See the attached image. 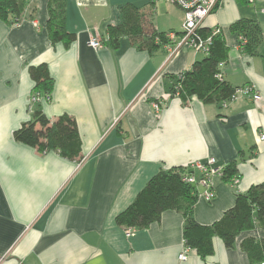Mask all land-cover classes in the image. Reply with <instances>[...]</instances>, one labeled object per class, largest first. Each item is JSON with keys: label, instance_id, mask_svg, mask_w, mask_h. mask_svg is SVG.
Wrapping results in <instances>:
<instances>
[{"label": "crops", "instance_id": "crops-1", "mask_svg": "<svg viewBox=\"0 0 264 264\" xmlns=\"http://www.w3.org/2000/svg\"><path fill=\"white\" fill-rule=\"evenodd\" d=\"M66 2L65 27L75 33L68 48L47 37V0H31L17 25L0 20V264H251L239 244L264 240V229L240 233L230 248L213 237L210 256L190 250L180 261V213L165 211L128 238L114 218L159 170L209 157L221 170L235 161L237 183L213 177L209 201L197 195L201 186L195 188L192 218L201 225L218 220L236 194L264 181V0H220L200 26L217 31L228 49L219 67L223 80L260 95L253 101L237 93L224 104L194 96L184 103L169 94L176 76L202 54L182 47L169 56L164 45L148 52L126 37L117 48L109 45L106 27L120 23L119 9L146 10L148 0ZM241 19L260 28L253 53L230 30ZM182 21L171 4L159 16L154 0L148 22L157 32L178 35ZM91 39L101 47L92 48ZM41 63L53 89L48 100L32 101L28 67ZM36 108L50 120L66 114L75 121L80 162L13 139Z\"/></svg>", "mask_w": 264, "mask_h": 264}, {"label": "trees", "instance_id": "trees-1", "mask_svg": "<svg viewBox=\"0 0 264 264\" xmlns=\"http://www.w3.org/2000/svg\"><path fill=\"white\" fill-rule=\"evenodd\" d=\"M30 1L0 0V20L17 25ZM148 1L146 10L131 4L119 9L120 23L106 27L108 42L112 48H117L123 37L137 49L148 52L168 43L165 33L157 32L148 22L154 0ZM66 3V0H47L45 22L50 43H61L64 48H68L75 40V33L68 32L65 27ZM34 12L35 8L31 9L30 18H33ZM230 30L245 40L244 49L249 53H253L261 41L260 28L251 20H238L230 26ZM210 33L205 28L197 30V34L202 37ZM227 58L228 49L222 36L217 33L212 37L208 53L195 61L189 70L176 76L169 94L172 97L177 96L184 103L193 96L205 104L229 99L236 88L230 86L222 77H217L220 74V65ZM28 74L33 81L32 95L38 94L48 100L53 89V80L47 65L41 63L29 66ZM13 139L39 153L55 151L61 157L77 163L82 159L81 141L75 121L66 114L50 120L40 108H36L29 120L13 132ZM186 168L172 167L155 173L133 201L115 216V224L123 229L142 230L157 222L163 212L176 211L184 219L183 244L201 259L213 253V237H218L225 247L230 248L240 233L254 228L264 229V181L251 186L245 193L236 194L233 206L218 220L209 225H201L192 218V208L196 201L194 188L182 182ZM236 174L235 161L222 169V178L225 181L232 180ZM239 247L251 264H264V240L246 238L240 242Z\"/></svg>", "mask_w": 264, "mask_h": 264}, {"label": "built area", "instance_id": "built-area-1", "mask_svg": "<svg viewBox=\"0 0 264 264\" xmlns=\"http://www.w3.org/2000/svg\"><path fill=\"white\" fill-rule=\"evenodd\" d=\"M167 3L178 7L183 13V21L181 30L178 35L166 34L165 38L170 39L169 43L164 44V48L169 52V56L176 53L180 48L186 47L196 53L206 55L209 51V46L212 37L217 34V31H212L208 36L202 37L197 34L204 18L217 6L220 0H165ZM248 3H254L256 0H246ZM173 40V41H171ZM240 43H245L244 39L239 37ZM89 45L92 48H100L101 44L96 39H91ZM180 77V76H179ZM221 78V74L217 75ZM240 93L250 97L253 101L260 100V95L255 91L252 86H244L236 89L234 94L229 98L234 99L236 94ZM32 101L44 100L38 94L32 95ZM226 101V100H225ZM223 101V104L225 103ZM158 106L155 105V108ZM259 140H264V135L259 136ZM222 170L215 166V159L212 157L207 158L204 162H195L186 168V172L182 176V182L194 188L201 186L203 188L199 195L206 201L213 198L214 193L212 189V178L220 176ZM233 184L237 183V179H232ZM134 232V229L127 228L123 230L124 236L128 238ZM190 251L188 247L183 244V251L178 255L180 261L186 259L187 253Z\"/></svg>", "mask_w": 264, "mask_h": 264}, {"label": "rangeland", "instance_id": "rangeland-1", "mask_svg": "<svg viewBox=\"0 0 264 264\" xmlns=\"http://www.w3.org/2000/svg\"><path fill=\"white\" fill-rule=\"evenodd\" d=\"M155 3L157 5L158 14L163 15L164 12L167 11V8L169 7V4L165 0H155ZM154 14V13H153ZM33 96L31 95V98Z\"/></svg>", "mask_w": 264, "mask_h": 264}]
</instances>
